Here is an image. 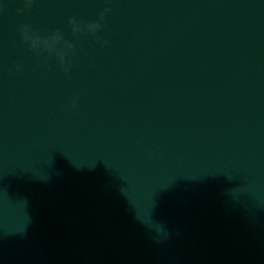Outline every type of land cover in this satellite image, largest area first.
<instances>
[{
	"label": "clouds",
	"instance_id": "9594fccd",
	"mask_svg": "<svg viewBox=\"0 0 264 264\" xmlns=\"http://www.w3.org/2000/svg\"><path fill=\"white\" fill-rule=\"evenodd\" d=\"M33 0H23L24 7L18 9V14L30 10ZM109 9H104L100 12L98 20L94 23L84 25L75 17L68 19V25L74 36L81 33L95 34L100 31L102 21ZM20 38L23 43L28 45L29 49L37 54L46 52L49 55L55 56L61 69L68 70L67 58L74 55L76 45L64 40L60 31L53 33L48 37H40L32 29L30 25H22L19 28Z\"/></svg>",
	"mask_w": 264,
	"mask_h": 264
}]
</instances>
